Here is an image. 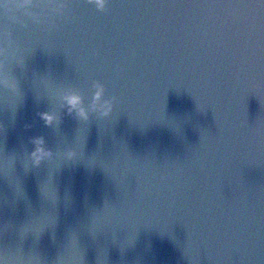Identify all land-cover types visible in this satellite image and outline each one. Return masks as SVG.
<instances>
[{"label": "water", "instance_id": "95a60500", "mask_svg": "<svg viewBox=\"0 0 264 264\" xmlns=\"http://www.w3.org/2000/svg\"><path fill=\"white\" fill-rule=\"evenodd\" d=\"M0 264H264V0H0Z\"/></svg>", "mask_w": 264, "mask_h": 264}, {"label": "clouds", "instance_id": "9594fccd", "mask_svg": "<svg viewBox=\"0 0 264 264\" xmlns=\"http://www.w3.org/2000/svg\"><path fill=\"white\" fill-rule=\"evenodd\" d=\"M97 8L104 9L108 3V0H91ZM96 87V94L95 99L100 100L104 96V86L100 83L95 85ZM66 103L68 105V110L70 114H74L75 116L79 117L80 119H88L89 113L87 109L83 105V97L79 92L72 91L69 92L65 97ZM111 111V103L109 101H105L103 104L100 105L99 113L102 116H106ZM42 116L46 120V122H51L55 117L51 113H42ZM35 145L32 158L35 163H39L41 160L50 157L52 155L51 149H49L43 137H36L33 140Z\"/></svg>", "mask_w": 264, "mask_h": 264}]
</instances>
